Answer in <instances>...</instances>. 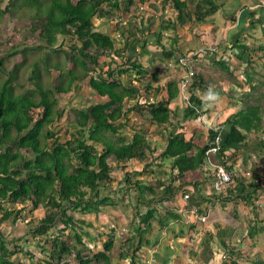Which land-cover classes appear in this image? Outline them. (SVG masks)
Returning a JSON list of instances; mask_svg holds the SVG:
<instances>
[{"label":"trees","instance_id":"1","mask_svg":"<svg viewBox=\"0 0 264 264\" xmlns=\"http://www.w3.org/2000/svg\"><path fill=\"white\" fill-rule=\"evenodd\" d=\"M2 1L0 0V4ZM193 1L172 0L173 9L177 13L175 22L173 20L162 22L159 25V32L151 35L145 33L148 30L147 28L137 32L138 38L140 35V39L143 42V47L148 46L150 36L155 37V42L152 44L156 45L157 50H160L167 59L175 58V64L171 65L175 68L179 67L181 74H183V69L179 65L178 57L195 50L177 56L176 54L179 51L176 46L179 45L178 38L174 36L172 44L168 48L162 42L163 33L183 28L185 26L183 23L186 21L205 24L209 17L214 16L221 9L215 0H205L204 5L198 4L197 9L192 13L191 6ZM41 2V0H26V3L23 4L36 11V18L44 19L41 36L49 46L55 47L60 37L63 40L68 36L76 38L81 43L79 48L74 46L70 51L61 52L67 60L73 58L74 62L83 70V74L78 75L73 69L69 71L62 70L58 63H51V58L46 57L42 58L41 61L39 59L37 63L32 65V72L36 79L33 83L38 90L37 92L29 91L25 94L19 91L16 92L14 87L16 74L14 73H11L0 84V224L9 220L13 215V211L3 205L5 203L27 204L32 206L33 209L43 207L45 215L42 218L29 220V232L33 238L37 236L50 237L48 236L49 232L57 228L59 224H63L61 234H64L66 228L75 226L76 218L74 213L76 212H82L86 215L101 213L102 207L117 205V201H114L110 196H101L102 190L109 187L113 179L111 177L112 166L109 159L113 158L118 165H130L131 162L136 160L141 162L146 159V152H150L152 147L145 140V131H143V134L137 132L129 142H123L120 137L112 139L111 136H116L120 129L125 126L129 113L138 111L142 113L143 109H147V112L151 115L152 123L163 126L165 130L172 123V119L177 121L174 125L171 124L166 146L161 153V158L168 159L171 163L169 184L160 183V188L165 187V195L161 194L159 198L156 195H159L157 193L158 188L148 186L142 181H136L133 185L135 192L138 194L145 193L146 196L152 195V201L154 202L175 200V197L181 193L180 191L187 192V190H182L183 186L185 187L183 182L180 183V187H175L173 185L174 182H180L184 180L189 172H197L198 170L202 172L206 170V173H210L212 179H215V171L210 169L214 164L224 166L230 171L233 181L236 180L238 185L240 184L239 182H242V180L239 181V176L234 171L235 166L230 163V158L235 156L236 160L238 159L237 157L240 155L239 152L242 147L246 146V132L253 131L256 128L253 122H262L264 127L262 118L264 98L257 96V90L254 87L255 79L252 78L250 72L251 66L257 60L263 62L262 68L264 70V45H260L258 49H255L253 46L236 42V44L232 43L231 46L233 51H237V53H234L235 63L237 64L239 61L240 65L235 66V69L241 70L246 75L247 82L251 86V92L245 95L244 102H246L247 108L241 113L244 115L242 121L238 123L233 120V115L227 119H218L219 124L213 122L210 127L214 128L207 134L201 133L199 136L188 137V133L190 134L188 129L194 128V132H196L198 125L208 122L211 117L210 112L208 113L209 107L195 93L200 87L202 90L208 89L198 70L202 67V62L206 57L199 60L195 69L196 75L185 94H182L181 80L180 84L167 82L165 85L170 88L168 98L162 97L159 100L155 99L149 102L146 100L145 103H142L141 100L144 97L140 89L131 86L130 83L127 85L126 81L123 82L121 79V75H129L130 72H136L142 80L148 74L147 67L143 65L139 58L132 56L133 54L137 55L136 50L132 49L133 53L128 52V47L131 46V43H128L129 39L125 37L126 31L121 30L122 34L120 36L123 39L120 42V40H114L110 36L94 29L93 19L95 17L103 18L110 15L109 12L103 11V6L107 3L112 9L119 10L118 0H43V2H49L50 4L48 8L44 9L41 7ZM132 3L133 0H129V5ZM16 4V0H10L8 7L4 11L0 10V19L10 10V6L14 7ZM263 8L264 6H261L259 10L248 11V14L244 15L242 13V19L240 17L238 21L245 22L248 17H251L253 18V23L264 22L263 18H255L256 11L259 13L263 12ZM163 12L164 10H162L160 16L165 14ZM137 22L131 20L129 23L141 28L138 26L139 22ZM129 31L130 33L132 32L131 29ZM116 42L118 46H116ZM136 42H139V39H136ZM203 46L205 45L203 44ZM60 48L62 47L54 48L53 53H61ZM91 48L101 51H96L97 54L92 55L88 53ZM102 54L112 57L111 62L121 58L124 61L123 65H120L116 71L110 69L107 77H105L102 71L97 69L99 66L98 58ZM145 54L148 55L150 52L148 51ZM86 60H90L92 67L86 63ZM149 61L150 64L154 63L152 56ZM1 66H3V61L0 59ZM51 67L62 71L59 79H66L65 83L60 81L59 86H55L53 91L50 87L41 85L39 81L42 68L47 72L50 71ZM228 67L230 69L229 65ZM228 67H225L226 70H228ZM90 70H93L97 77H90L89 87L95 92L97 97L108 98V101L92 104L88 108L77 111L78 130L70 140L61 142L59 138L55 137V132H44L47 125L62 117V112L57 109L58 101L54 95L55 93L68 94L77 81L88 78ZM255 75L256 73L253 77ZM159 77V72H154L152 84L157 82ZM152 84L149 85L152 86ZM160 88L162 89V87H157V96L160 95ZM180 94L185 96L183 117L173 111L171 105ZM132 101L135 103L126 108L127 103L129 105V102ZM55 110L57 113L56 118L54 116ZM184 118L193 119L197 125L192 127L180 125L179 129H176L177 125L180 124L179 122L184 120ZM122 120H125V123ZM218 139L220 140V147L217 153L208 155L209 149L218 146L216 142ZM49 140L52 141L49 142ZM262 146L264 149L263 144ZM145 168H147V165H145ZM129 175H126L125 179L127 183L131 180ZM254 177V181L252 180L243 195L236 196L232 188H229L227 194L232 196H220L219 199L233 201L241 199L246 205H251L254 203L252 202V197L260 189H264V185L260 184L259 174L254 172ZM128 184L131 185L132 182L130 181ZM248 189L254 190V193H248ZM139 197L140 195L138 196L139 204L144 203V198L142 196ZM225 204L227 203H220L219 206L224 209L227 207ZM175 209L177 210V208ZM165 210L168 211L166 208ZM155 213L156 210L151 207L145 214L140 213V222L134 226V231L140 237L136 246L134 244H131L132 247L130 246V248H134V250L131 249L133 251L132 254L122 252L119 255V259H116L111 254L116 244V235L112 231L106 237V241L103 240L101 244H95L96 248L101 245V249L88 248V255L86 256L70 247L67 240L62 239V237H55V240L51 241L52 237L47 241V243H52L51 248L41 249V253L45 255V258L43 257L42 259L43 264H69L65 260L73 254H77L78 264H134L132 259H136L137 254L141 250L142 236L148 233L151 228ZM230 213L229 215H231ZM15 214L17 215V212ZM171 215L174 216L173 219H176L175 213H171ZM33 223L36 225L31 226ZM261 232H264V226L256 227V223H253L249 230V239L254 240L258 233ZM74 236L79 244L86 245L83 243L82 235L75 233ZM90 241H92L91 237ZM253 242L251 246L254 244ZM237 245L239 247L227 246L224 243V246L228 249L227 253L229 256L228 259L223 257L221 264H229L228 260L230 263L236 264L234 260L241 256L240 250L244 248L242 241ZM15 247V250H11L8 247L5 237L0 231V264H21L13 261L12 257L18 253L24 254L27 251L20 246L15 245ZM121 261H125V263ZM167 263L168 261L164 262V264ZM258 264H264V261H259Z\"/></svg>","mask_w":264,"mask_h":264},{"label":"rangeland","instance_id":"2","mask_svg":"<svg viewBox=\"0 0 264 264\" xmlns=\"http://www.w3.org/2000/svg\"><path fill=\"white\" fill-rule=\"evenodd\" d=\"M9 1L10 0H3L0 4V10L4 11L9 5ZM16 1V6H10V10L6 12L0 19V59L3 61V66L0 67V84L3 83V81L7 79V77H9L11 73H14L16 74L14 80V87L16 92L19 91L23 94L29 91L37 92L38 90L33 83V81L36 79L35 75L32 72V65L37 63L39 59L41 61L42 58L44 59L46 57L51 58V63H58L62 70L69 71L73 69L76 74L82 75L83 70L74 62V59L71 58L70 60H67L61 52L70 51L74 46L76 48H79L81 46V43L78 42L76 38L68 36L63 40L60 37L55 47L49 46L46 40L42 39L41 36L44 19L35 17L36 11H34V9L29 6L24 5L26 3V0ZM22 1L24 4L22 3ZM41 1V7L43 9L49 7L50 1ZM215 1L218 3L221 9L217 14L209 17L205 24L186 21L185 23H183V25H185L183 28L165 31L163 33L162 42L169 48L172 44V38L175 36L178 38V42L181 43H183L184 40L189 41L190 39V41L198 42L199 45L204 44L206 46H216L221 43L219 41L222 39L219 38L220 27L221 31L222 29H227L228 31L229 36L226 40L228 42L227 45H230L232 43L236 44V41L242 42L243 44H247L249 46H253V48L255 49H258L260 45H264V30H261L258 25L253 28H242V26L239 25V22L237 21L240 17L242 19V13L244 12L242 11V9L244 8L245 3H249L250 6H252V4H259L263 7L264 0ZM200 3L204 5L205 0L193 1L191 6L192 13H194L193 11L197 9V5ZM118 4L120 11L112 9L107 3L103 6V11L107 13L109 12L110 15L104 16L103 18L95 17L93 19L94 29L97 32L104 33L105 35H108L115 40H122L123 37L120 36L122 34L121 30L123 29L126 31L125 37H128V43H131V46L128 47V52L133 53L134 51L132 49L136 50L137 55L133 54L132 56L139 58L143 65L147 67L148 74L144 76L145 78H143L142 80V78L139 77L136 72H130L129 75H121V79L123 80V82L126 81L125 83H127V85H129L130 83L131 86L140 89L144 97L141 100L142 103H145L146 100L148 102L155 99L159 100L164 97V86L166 84V81L175 79L173 78V75L174 73H176L175 70L178 69L171 65L175 64V58L167 59L163 55V53L160 52V50H157L156 45L152 44L153 42H155V37L150 36V38L148 39V46L145 47H143V42L140 39V35L139 38L135 37L133 39L132 37L135 36L138 31L140 32L145 28L148 29L147 31H145V33L147 35H151L155 32H159V25L162 22L165 23L166 21L172 20L175 22L177 13L173 9L172 0H133V3L131 5H129V0H118ZM162 10H164L163 13L165 14L163 16H160ZM252 10L250 7L249 11ZM260 14L264 16L263 12H260ZM148 17H150L149 20ZM129 18L130 21L134 20L137 22L138 20H141L139 22L140 25L138 24V26L141 28H137L135 25L129 23ZM248 19L251 26L253 18L249 17ZM129 29L132 30L131 33ZM211 34L213 35L211 36ZM181 38L183 39L180 41ZM136 39H139V42H136ZM254 42L256 44H253ZM116 46H118L117 42ZM56 47H62L60 48L61 53H53V49ZM96 51L99 52L101 50L91 48L88 53L96 55ZM145 51H149L150 54L146 55ZM231 53L234 54L237 53V51L234 50ZM176 55L178 56V54ZM149 56H152L154 62L153 64H150ZM112 59V57H109L107 55L104 56V54L99 55V66L97 67V69H99L98 71H102L105 77H107V73L110 69L116 71L120 65H123L124 61L121 58H118V60H115V62H111ZM86 63L92 67L90 60H86ZM262 64L263 62L257 60V62H255V64L251 66L250 72L252 74V78L255 79L254 82L256 83L255 88L257 90V96L263 99L264 70L262 68ZM156 70H160L159 75L165 74V76L162 77L160 75V82L157 81L156 83L152 84V75L154 72H156ZM167 71L168 73L166 74ZM61 72L62 71L56 69L55 67H51L50 71L47 72H45V69L42 68V73H40L39 76L41 85L43 84L46 87H50L53 91L55 86H59L60 81H63V83L66 82V79H59ZM179 72L180 71L178 70V76L180 74ZM255 73L256 75L253 77ZM207 76V79L211 81L213 86L218 83L219 75L217 72H211ZM90 77H97L96 73L93 70H90L87 79H81L77 81L74 85V88L68 94L55 93L54 97H56V100L58 101L57 109L62 112V117L57 118L52 124L47 125L44 132H55V137L59 138L61 142L68 141L73 137L79 127L77 111L88 108L92 104H99L108 101V98H99L95 95V92L89 87ZM149 84H152V86H150ZM157 87H162V89L160 88L161 91L159 96H157ZM199 90H202V88L200 87ZM205 91L206 90H202L201 96H203L204 93L206 94L207 91ZM244 93V99L242 101L243 107L246 106V102H244L246 97L245 95L249 94L248 92ZM134 103V101L129 102V105L127 103L126 108L133 105ZM246 108L247 106L243 108L238 114L233 115V120L237 121L238 123L241 122L242 117L244 116L241 113ZM183 114L184 112H182L180 116L183 117ZM56 115L57 113L55 110V118ZM128 116L129 118L126 123L125 120H122V122L125 123V126L120 129L116 136H111L112 139L120 137L123 142H129L133 139L134 135L137 132L143 134V131H145V140L152 147V149L150 152H146V159L144 161L139 162L136 160L135 162H131L130 165H118L117 161H115L113 158L109 159L110 165L112 166L111 177L113 179L109 187L102 190L101 196H110L112 199H114V201H117V205L110 206L107 211H101L102 215L110 212L111 216L113 217L112 221L108 222L107 220H104L105 222L102 223L103 221L100 218L101 215H86L82 212H76L74 213L76 218V225L66 228L64 234H61L63 224H59L57 228H54L49 232L48 236L50 237L37 236L36 238H33L29 232L30 226L28 222L29 220L31 221L42 218L45 215V209L43 207L33 209L32 206L21 203H5L3 205L13 211V215L9 218V220L0 224V231L5 237V242H7L8 247L11 250H15V245H17L27 251L24 254L18 253L16 254V256H13V261L19 262L21 264H43L44 262L42 261V259L43 257L45 258V255L41 253V249L51 248L52 243H47V241L52 237L53 238L51 239V241L55 240V237H62V239L67 240V243H69L70 247L74 248L76 251L78 250V252L83 254V256H86L88 255V248L93 247V245L94 247H96L95 244H101L103 240L106 241V237L110 235L111 231L114 233V235H116L115 248L111 254L116 259H119V255H121L122 252H129L130 254H132V250H134V248H130V246L131 244H134L136 246L140 237L134 231L133 227L138 225V223L140 222V213L145 214L150 207L154 208L156 210V213L154 218L152 219V226L148 230V233H145L142 236L141 250L146 251V253L148 254L152 253L154 247H152L149 243L152 244V242H155L157 238L160 240L158 241V250H160L161 253H164V246H170V243L180 232H183V234L185 233L184 229H182V227L184 226H177V224H174L175 226H173L167 223L170 218L172 219L170 214L174 213L173 210L176 211V206L174 203L179 202L173 201L171 199V203H169L168 200L154 202L152 201V195L146 196L145 193L138 194L133 189V185L136 181H142L148 186L155 187L156 189L158 188L157 193H159V195H156L159 196V198L161 194L163 196L165 195V187L160 188V183L164 182L169 184L171 163L168 159L161 158V153L166 146L168 137L167 135L170 132L169 130L171 129V124L174 125L177 120L172 119V123L169 125V127H167L168 130H165L163 126L152 123L151 115L147 112V109H143L142 113H140L139 111L129 113ZM262 118L264 120V111L262 113ZM184 122L188 123L189 120H187L186 118H184V121L181 120L176 129H179L180 125L183 126ZM216 124H219L218 119L216 120ZM253 124L254 126L256 125L255 130L246 132V146L242 147L237 160L235 156H232L230 158V163L235 166L234 171L238 174L239 181L242 180V182H239L240 184H250L252 180L254 181V172H256L259 174L260 184L262 183V185H264V149L261 145L263 138L262 135H264V127L262 125V122L259 121H255L253 122ZM209 131L210 127L206 128V132L208 133ZM201 132L202 131L198 128L197 131L193 134L195 136H199ZM194 135L190 134L189 137ZM51 141L52 140H49V142ZM238 162H243L242 168L237 165ZM145 165H147V168H145ZM250 168L255 169V171L247 173L246 171L251 170ZM210 169H213L212 166L210 167ZM193 173L194 174L192 175L188 174L190 180L194 177V175H196L195 173H197L198 175V172ZM126 175L130 176L131 180H129V182H132L131 185L128 184L129 182H125ZM186 177L180 182H174L173 185L175 187H180L181 182L185 183V181H187ZM233 183L236 185L238 182L234 180ZM184 188L185 187L183 186L182 190H184ZM241 189L243 188L241 187ZM186 190L187 192L180 191L183 198L182 202H193L194 198H191V196L193 197L194 195V193L192 192L193 190ZM185 194L190 195L188 202H186L184 199ZM139 195L140 197L142 196V198H144V203L139 204ZM182 198L180 197V199ZM252 199V202L254 203L256 201L264 203V189H260L257 194L252 197ZM157 203L162 204L158 205ZM257 207L258 210L256 218H259L258 227H261V224L264 223V219L261 220V218H264V213H262L261 211L264 212V208L262 209L259 206ZM165 208L168 211H166ZM15 212H17V215L15 214ZM166 212H169L170 214ZM34 225L36 224H31V226ZM75 233L83 236V243L86 245L78 243L77 239L74 236ZM87 234L96 237V241L94 244L89 242L91 236ZM71 237L73 238L71 239ZM186 242L187 241H182V243L177 244V248H175L179 252V255L177 257H183L182 253L186 251L187 247L185 246ZM245 244L247 243L245 242ZM209 245H211V243ZM191 248H193V250H191L190 256L191 253H193L194 255H192L193 261L190 264H202V262L198 263L196 261L200 259L202 260V258L208 253V247H204V249L202 250L201 246H199L198 244L197 247L192 246ZM240 251L241 256L234 260L236 264H258L259 261H264V233H260L259 238L252 246H250L249 244L244 245V248H242V250ZM228 256V253H225L223 255L225 259H228ZM65 262L69 264H78L79 259L77 257V254H73L72 256L66 258ZM122 263H125V261H123ZM172 263L170 262L169 264Z\"/></svg>","mask_w":264,"mask_h":264},{"label":"crops","instance_id":"3","mask_svg":"<svg viewBox=\"0 0 264 264\" xmlns=\"http://www.w3.org/2000/svg\"><path fill=\"white\" fill-rule=\"evenodd\" d=\"M250 7L251 10L252 9L259 10L261 6L259 4H252V6H250L249 3H245L244 8L242 9V11H244L243 15L248 14ZM262 11L264 13V8L262 9ZM256 12H257L255 17L256 19L264 18L262 14H260L258 11ZM149 18L150 17H148V20ZM251 23L252 24L250 26L249 19H246L245 22L244 21L242 23L239 22V25H241L242 28H248V27L253 28L256 27L257 25L260 27L261 30H263L264 28V22L254 23V24L253 22ZM212 35L213 34H211V36ZM228 36L229 34L227 29H222L221 31L219 27V38H222L219 41L222 43L220 45L219 51L217 52L216 55H212V54L206 55V59L203 60L202 62V67L198 69L208 89L206 90L207 92L205 91L206 94L204 93L203 96H201L202 91L199 89L196 90L195 93H197L200 96V98L207 104V106L209 107L208 113L210 112L209 114L211 115V117L208 119L209 120L208 122H205L203 125H198L197 127V129L199 128L202 131L201 133L204 134H207L206 128H208L213 122H216L217 119L219 120L222 118L227 119L230 116L238 113V111H241L243 108H245L246 106L243 107L242 104V101L244 99L243 96L245 94L244 92H248V93L251 92V86L249 82H247L248 80L246 75H244L241 70L235 69V66L239 65V61L237 62V64L235 63L236 60L234 58V54L231 53L233 50L230 51L229 48L230 45H227L228 42L226 40ZM135 37L137 38L138 34L133 36V39ZM179 38H180V34H179ZM182 39L183 38H181L180 41ZM121 41L122 40H120V42ZM189 41L184 40L183 43L179 42V45H177V49L179 50L177 52L178 55L186 53L191 50H197L203 46V44L199 45L198 42L195 41L189 42ZM253 44L256 43L254 42ZM228 65L230 66V69ZM225 67H228V70H226ZM177 69L180 71L179 76H178V70L174 69L176 73H174L173 78L175 79L167 80L166 83L175 82L180 84L181 69L179 67H177ZM156 71L160 73V70H156ZM211 72L212 73L217 72L219 75V81L217 80L218 83L214 86L211 83V81L207 79L208 77L207 75ZM167 73L168 71L166 72V74ZM160 75L162 77L165 76V74H160ZM160 78L161 77H159L158 82H160ZM255 86L256 84L254 83V87ZM164 88H165L164 98H168L170 88L167 87L166 85L164 86ZM182 94H185V92H182ZM182 94H180L179 97L171 104L173 111L177 112L178 114H182V112L185 110V99H184L185 96H183ZM186 119L189 120L188 123L184 122V125L186 127H190V126L192 127L197 125L195 124V121L193 119L190 118H186ZM188 130L190 131L191 135H194L193 134L194 128H190ZM190 134L188 133V137ZM262 144L264 145V135L262 138L261 145ZM242 163L243 162H238L237 165L242 168L243 167ZM250 169L251 170L246 172L249 173L255 171V169L253 168ZM197 172L198 175L197 173H195L196 175H194V177L191 180L188 174L192 175L194 173L189 172L186 177L187 181H185L184 183L185 184L184 190L186 189L193 190L192 192L194 193V195L192 198H194V201L193 202L191 201L190 203H183L182 202L183 198L181 196V193H179V195L175 197V200H173L179 202V203H174L177 208L176 211L173 210V212L176 215V219H173L174 216L170 214V216H172V219L170 218L167 221L169 225L175 226L174 224H177V226L178 225L184 226L182 227V229H184L185 233L183 234V232H180L170 243V246H164V253H161V251L158 250L159 249L158 241L160 240L156 238L155 242H152V244L149 243L152 247H154L153 252L148 254L146 253V251L141 250L137 254L136 259L135 258L132 259L134 260V264H164L165 261H168L167 264H169L170 262L171 263L173 262L172 264H190L193 261L192 255H194L193 253H191L190 256V252L191 250H193V248L191 247L192 246L197 247L198 244L199 246H201L202 250L204 249V247H208V253L202 258V260L196 259L197 260L196 262L198 263L202 262V264H221L223 262L222 260L223 255L225 253L227 254L228 251V249H226V247L224 246V243L227 246L238 247L237 244L239 242L241 241L246 242L247 239L249 240L248 234L251 224L254 223V220L257 216V210H258L257 206L263 209L264 206H260V205H264V203L260 201H256L255 204L252 203L251 205L249 204L246 205L245 202H243L241 199H237L234 201L219 199L220 196L226 197L232 195L227 194V192L226 193L216 192V190L213 187L214 179H212V175L210 173H206V170L204 172L200 170ZM241 184L239 185L234 184L233 186H231L236 196L243 195L245 189L250 186V184H243V185ZM241 187L243 189H241ZM251 191L252 190L248 189V193ZM180 197L182 199H180ZM185 201L188 202V200ZM168 202L171 203V200H168ZM220 203L221 204L227 203L225 204L227 207L224 209L221 208L219 206ZM157 204L160 205L159 203ZM109 208L110 206L102 207L101 209L107 211ZM230 212H232L233 214ZM261 212L264 213L263 211ZM229 213L231 215H229ZM93 214H98V216L101 215L100 218L103 221L102 223L105 222L104 220H107L109 222L112 221L113 219L110 212L107 213L110 216H108L107 214L102 215V212L93 213ZM201 216L206 219L205 222L200 221ZM262 219L264 218H261V220ZM262 225H264V223L261 224V226ZM91 238L92 241L89 240L90 243L96 241V238H94V236H91ZM182 241H187L185 245L187 247H186V251L182 253L183 257L180 258L177 257L179 255V252L175 248H177V244L182 243ZM222 242L224 243L222 244ZM210 243L211 245H209ZM91 248L94 250H98V248L101 249V245L100 247L97 248L94 247L93 245V247ZM156 249L158 252L156 251ZM227 262L229 264H233L230 263L229 260Z\"/></svg>","mask_w":264,"mask_h":264},{"label":"built area","instance_id":"4","mask_svg":"<svg viewBox=\"0 0 264 264\" xmlns=\"http://www.w3.org/2000/svg\"><path fill=\"white\" fill-rule=\"evenodd\" d=\"M217 53L218 49L216 47H203L197 51L187 53L185 55H182L178 57L179 59V65L183 69V74H181V90L185 92L188 87L191 85L192 79L196 75V66L199 62L200 59L204 58V56L207 53ZM214 127L211 128V130ZM217 145L211 149L208 150L207 154L208 155H215L217 153L218 148L220 147V140L218 139ZM215 171V181H214V187L217 190H225L229 183L231 182V174L230 172L224 167L220 166L218 164H214L212 166ZM184 198L186 200L189 199V195H185ZM200 220L205 221V218H200Z\"/></svg>","mask_w":264,"mask_h":264},{"label":"clouds","instance_id":"5","mask_svg":"<svg viewBox=\"0 0 264 264\" xmlns=\"http://www.w3.org/2000/svg\"><path fill=\"white\" fill-rule=\"evenodd\" d=\"M221 44H222V43H219V44L216 45V46H206V45H205V46L200 47L199 49H201V48H203V47H216V48L218 49V51H219V48H220V45H221ZM231 45H232V44H230V47H229V48H230V51H232V49H231ZM199 49H197V50H199ZM197 50H195V51H197ZM192 52H194V51H192ZM208 54L211 55V53H209V52H208L206 55H208ZM216 54H217V53H214V54H212V55H216ZM206 55H205L204 57H206ZM198 63H199V62H198ZM196 67H197V66H196ZM209 127H210V126H209ZM211 128H212V127H210V130H211ZM212 168H213V167H212ZM213 169H214V168H213ZM213 169H212V170H213ZM229 172H230V171H229ZM230 174H231V172H230ZM215 178H216V176H215ZM214 181H215V179H214ZM214 181H213V187H214ZM233 182H234V181H233V176H232V174H231V182L229 183L228 187H227L225 190H217L215 187H214V189L216 190V192H225V193H226V192L228 191V189L231 188V185H232V186L234 185ZM251 192H254V190H252ZM186 195H188V194H186ZM184 196H185V195H184ZM184 199H185V198H184ZM185 200H186V199H185ZM188 200H189V199H188ZM254 204H255V203H254ZM254 206H255V205H254ZM200 218H203V217L201 216ZM200 221H201V222H205L206 219H205V221H202V220H200ZM258 222H259V218H255L254 223H256V227H258ZM203 224H204V223H203ZM251 225L253 226V224H251ZM262 226H264V225H262ZM261 233H264V232H261ZM259 234H260V233H258V235L256 236V238H255L254 240H252V241H251L250 239H249L250 241L247 239V240H246V243L249 244V245L251 246L252 242L254 241L253 243H255V241H257V238H259ZM242 243H243L244 245H247V244H245V241H242ZM238 247H239V245H238Z\"/></svg>","mask_w":264,"mask_h":264}]
</instances>
